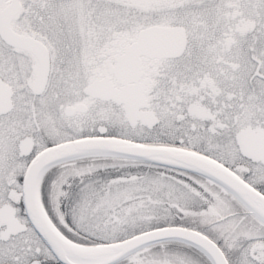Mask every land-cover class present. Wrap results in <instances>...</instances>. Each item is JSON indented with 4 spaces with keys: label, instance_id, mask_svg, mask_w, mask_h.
<instances>
[{
    "label": "snow or ice",
    "instance_id": "snow-or-ice-1",
    "mask_svg": "<svg viewBox=\"0 0 264 264\" xmlns=\"http://www.w3.org/2000/svg\"><path fill=\"white\" fill-rule=\"evenodd\" d=\"M0 264H264V0H0Z\"/></svg>",
    "mask_w": 264,
    "mask_h": 264
}]
</instances>
